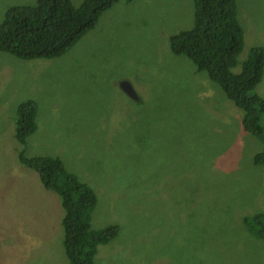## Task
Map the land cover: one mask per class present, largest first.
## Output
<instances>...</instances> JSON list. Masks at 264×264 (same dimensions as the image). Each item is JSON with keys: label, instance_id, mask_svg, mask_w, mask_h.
Returning <instances> with one entry per match:
<instances>
[{"label": "rangeland", "instance_id": "1", "mask_svg": "<svg viewBox=\"0 0 264 264\" xmlns=\"http://www.w3.org/2000/svg\"><path fill=\"white\" fill-rule=\"evenodd\" d=\"M34 2L0 0V22L8 7ZM237 2L244 43L234 72L264 47V0ZM193 11V0L119 1L57 57L0 51V178L31 173L19 170L22 147L59 157L96 193L92 227L119 226L96 264H264V238L240 217L264 212V166L252 162L259 138L218 85L170 50ZM256 92L264 97V73ZM29 99L36 129L22 146L18 107ZM31 178L34 188L13 181L28 211L0 215V264H69L60 199Z\"/></svg>", "mask_w": 264, "mask_h": 264}, {"label": "trees", "instance_id": "2", "mask_svg": "<svg viewBox=\"0 0 264 264\" xmlns=\"http://www.w3.org/2000/svg\"><path fill=\"white\" fill-rule=\"evenodd\" d=\"M69 1L35 0L33 4L8 7L0 22V51L26 60L57 57L93 28L102 12L118 1L130 0H85L78 8ZM193 4V25L170 37V50L176 55L186 56L196 71L204 72L242 110L243 131L259 138L260 142L259 150H254L252 162L264 166V125L261 122L264 97L256 92L264 73V47L250 48L241 62V70L234 72L244 43V31L238 22L237 0H193ZM136 101L141 102L140 99ZM18 110L24 117V125L16 137L20 141L17 142L24 146L26 141L22 136L36 129L32 121L36 105L29 99L22 102ZM242 142L245 143L244 139ZM24 150L22 147L18 152L20 164L34 170L41 186L60 199L59 227L69 264H96L98 246L116 238L119 226L110 224L93 228L92 212L97 197L92 187L68 171L59 157L27 156ZM28 177L5 175L0 178L7 180L0 182V215L22 217L28 211L30 201L19 203L23 194L18 193L13 182H16L14 178L24 180ZM31 181L30 177L24 184L34 188L35 183ZM25 196L30 198L31 194L26 193ZM240 217L250 234L264 238V212L242 214Z\"/></svg>", "mask_w": 264, "mask_h": 264}, {"label": "clouds", "instance_id": "3", "mask_svg": "<svg viewBox=\"0 0 264 264\" xmlns=\"http://www.w3.org/2000/svg\"><path fill=\"white\" fill-rule=\"evenodd\" d=\"M84 1H85V0H82L81 3L78 5V7H80L81 4H82ZM69 2H70V4H71L74 8L76 7V6L72 3V0H70ZM118 2H119V1H118ZM218 87H219V86H218ZM219 88H220V87H219ZM230 101H231V100H230ZM35 119H36V115L33 116V120H32V121L35 122ZM19 123H20V128H22V127H23L22 125H24V124H23V123H24V117H23L22 115H21V117L19 118ZM35 125H36V122H35ZM32 133H33L32 130H30L29 132H25V134L22 136V139H23L24 141L27 142V140H26L27 136H28V135H31ZM17 135H18V134H16V136H17ZM16 136L14 137V139H16V141L20 142L19 139H17ZM20 167H21V169L25 170L26 172H31V173H34V174L36 175V172H35L34 170H32V169L26 167L25 165L23 166V165L20 164Z\"/></svg>", "mask_w": 264, "mask_h": 264}, {"label": "water", "instance_id": "4", "mask_svg": "<svg viewBox=\"0 0 264 264\" xmlns=\"http://www.w3.org/2000/svg\"><path fill=\"white\" fill-rule=\"evenodd\" d=\"M120 88L126 93V95L134 100H139L140 97L134 87L128 81H121L119 83Z\"/></svg>", "mask_w": 264, "mask_h": 264}, {"label": "crops", "instance_id": "5", "mask_svg": "<svg viewBox=\"0 0 264 264\" xmlns=\"http://www.w3.org/2000/svg\"><path fill=\"white\" fill-rule=\"evenodd\" d=\"M20 171H25V170H23V169H21V167H20V169H19ZM26 172V171H25ZM32 175H35L34 173H26V174H23V175H21V177H27V176H29L28 178H26V179H24V180H21L23 183L26 181V180H28ZM14 177H18V176H14ZM36 185V184H35ZM39 189V188H38ZM35 191H37V189L35 190ZM41 191V190H40ZM21 253H22V251H20ZM4 264H9L8 262H5Z\"/></svg>", "mask_w": 264, "mask_h": 264}]
</instances>
